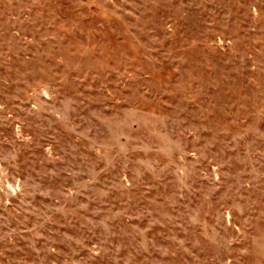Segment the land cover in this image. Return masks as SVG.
<instances>
[{
  "label": "rangeland",
  "instance_id": "rangeland-1",
  "mask_svg": "<svg viewBox=\"0 0 264 264\" xmlns=\"http://www.w3.org/2000/svg\"><path fill=\"white\" fill-rule=\"evenodd\" d=\"M0 264H264V0H0Z\"/></svg>",
  "mask_w": 264,
  "mask_h": 264
}]
</instances>
